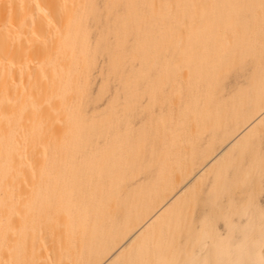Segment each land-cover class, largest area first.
Wrapping results in <instances>:
<instances>
[{"label":"bare ground","instance_id":"1","mask_svg":"<svg viewBox=\"0 0 264 264\" xmlns=\"http://www.w3.org/2000/svg\"><path fill=\"white\" fill-rule=\"evenodd\" d=\"M222 1L224 15L214 4L203 19L177 6L169 27L156 4L143 17L157 0H104L114 21L104 38L113 31L119 49L127 32L140 41L155 30L192 36L179 51L187 63L221 54L224 65L171 72L136 121L117 114L120 98L141 95L126 86L96 120L100 139L61 154L76 108L64 97L88 77L97 0H0V264H264V31L251 29L264 14L232 18ZM122 133L150 138L119 149Z\"/></svg>","mask_w":264,"mask_h":264},{"label":"rangeland","instance_id":"2","mask_svg":"<svg viewBox=\"0 0 264 264\" xmlns=\"http://www.w3.org/2000/svg\"><path fill=\"white\" fill-rule=\"evenodd\" d=\"M226 2L229 5L232 18H236L240 13L244 19H252L253 15L257 13L258 21L261 18V13L264 14V0H251L248 6H243L244 0H226ZM221 3H223L222 0H157L156 3H142L146 5L144 7L146 13L143 17L147 18L155 12V9L150 11L148 5L156 4L161 13L165 15L166 21L164 22L171 27L176 21L174 12L177 6H193L194 18L203 19L204 15L211 12L214 4L221 7L224 15L226 11L220 5ZM96 5V12H91L85 22L88 29V36L85 41V55L87 57L85 67L89 71L88 77L79 78L74 93L64 97L75 102L76 108L66 116V126L61 132L64 142L58 147L61 154L77 147L87 149L92 145L93 139H100L96 137V132L99 129V123L96 120L105 118V115L110 113L108 101L116 94L120 96L122 90L126 91V86L139 87L141 95L127 93L129 99L126 100L127 105L125 104V106L122 103V98L119 99L118 103H113L116 104L117 114L121 117L134 116L132 120L136 121V115L143 114L147 102L152 103V101L158 100L159 89L170 87L171 72L209 68L211 65L219 68L224 65V56L221 54L196 55L193 63H187L188 56L179 51L185 41L192 36L157 35L155 30H150L149 33L141 36L140 41H136L135 36H131L130 32H127L119 49L116 46L117 38L113 31L108 32L104 38L106 27L112 28L114 26L113 10L109 12L105 9L104 0H97ZM257 8L260 9L257 10ZM196 24L199 25V23ZM237 26L238 23H225L222 29L230 27L232 28V36H243L242 33H239L241 27ZM186 29L187 23L179 24L180 32L183 33ZM251 29L264 31V24H254ZM246 34L252 36L253 33L246 32ZM147 40H150L149 47L144 49L139 43ZM232 62L233 60H229V63ZM177 96L179 94H172L170 101H174ZM93 107L96 108L95 111L101 112V116L92 114ZM71 121L73 123L69 124ZM104 126L105 123H102L103 130L106 129ZM183 126L175 128L174 134H177ZM121 137H123V133ZM149 138L150 136L133 139L123 137L119 139L117 146L119 145V149L135 148L141 144L144 145ZM58 150L54 151V158L59 152ZM130 162L135 165L132 160L128 161V163ZM82 169L81 167L79 169L66 168L65 172L79 171L80 173L83 172ZM124 169L128 171L131 166L127 167L125 164ZM116 178L118 182L121 174ZM113 203L114 201H110L103 209L109 211ZM193 209L190 208V210ZM177 221L178 219L173 224H176ZM119 260L121 261V258ZM108 261L109 259L106 262Z\"/></svg>","mask_w":264,"mask_h":264}]
</instances>
